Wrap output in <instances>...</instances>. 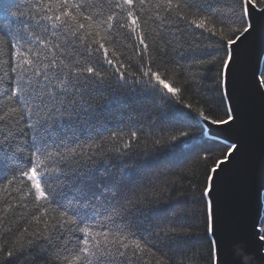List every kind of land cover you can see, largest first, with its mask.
<instances>
[{
	"label": "snow or ice",
	"instance_id": "1",
	"mask_svg": "<svg viewBox=\"0 0 264 264\" xmlns=\"http://www.w3.org/2000/svg\"><path fill=\"white\" fill-rule=\"evenodd\" d=\"M170 28L196 40L187 45L185 83L214 73L211 83L202 85L207 91L198 107L185 102L175 73L160 67L159 59L175 47L166 38ZM201 37L214 52L201 50ZM246 95L264 101V0H24L23 5L0 0V155L28 153L27 165L15 168L0 190L9 196L15 191L25 208L29 198L37 209L41 202L63 206L51 226L63 245L62 264H151L145 257L156 258L153 245L136 238L128 225L118 228L123 238L84 226L97 209L115 222L152 203L148 193L121 192L116 185L124 177L109 171L111 164L101 169L89 163L103 148L91 132L104 112L121 99L154 108L158 116L180 106L187 110L184 120L201 134V121L229 132L243 126ZM194 136L181 128L169 134L167 144L155 139L153 147L172 148ZM131 139H137L136 132ZM243 150V142L235 139L222 158L202 157L212 159L200 189L205 234L211 237L207 264H255L254 250L264 251V178L234 192L231 217L224 208V174ZM4 203L5 213L13 209L7 198ZM33 219L40 217L33 214ZM158 227V238L191 234L171 221ZM23 235L0 249V258L12 259L25 254L26 246H36L35 238L25 244ZM155 264L168 261L156 258Z\"/></svg>",
	"mask_w": 264,
	"mask_h": 264
},
{
	"label": "trees",
	"instance_id": "2",
	"mask_svg": "<svg viewBox=\"0 0 264 264\" xmlns=\"http://www.w3.org/2000/svg\"><path fill=\"white\" fill-rule=\"evenodd\" d=\"M19 2L23 5L24 0ZM147 30L151 31V29ZM49 38L55 42V38ZM166 38L172 39L175 47L169 48L167 54L162 55L159 59L160 67L162 70L167 67L170 73H175L177 85L185 89V102L191 101L194 108L198 107L196 101L201 100L202 94L207 91L202 85L211 83L214 73L200 80L199 83L186 84L188 73L185 70L190 63L187 60L189 55L187 45L195 44V37L186 32L181 34L175 28H170L166 30ZM199 43L201 50L215 51L207 47L208 40L204 37L200 38ZM3 50L7 52V45L3 46ZM220 55L222 56L223 53ZM177 64L183 67L177 68ZM105 67L108 66L105 65ZM197 89L200 91L198 92ZM120 95L122 97L123 94L120 93ZM215 100L218 104L220 97L216 96ZM177 108L180 110L165 109L158 116L154 108L141 109L121 99L111 106L110 111L103 113L91 132L92 139L99 138L103 148L94 157V163H89L101 169L111 164L109 171L124 177L123 183L116 185L121 192L148 193V199L152 203L142 204L140 211H135L124 220L117 217L115 222L106 220L103 209H97L89 213L84 226H91L97 231L110 230L109 234L112 237L113 235L121 236L118 230L120 225H128L136 233V238L153 245L156 258L166 259L168 264H207L211 238L205 234L204 201L200 198V189L203 187L205 168L212 166V159L222 158L228 145L207 137L204 126L203 134L199 127L189 126V122L182 116V113L187 110L180 106ZM200 123L203 125L202 121ZM181 128L194 132L195 136L187 138L172 148L153 147L155 139L163 138V143L167 144L169 134L174 131L178 134ZM132 132L137 133V139H131ZM28 139L30 142V138ZM21 142L24 141L21 140ZM129 143L132 145L131 148H126L125 145ZM120 152H128L129 155L120 156ZM27 155V150L23 156L13 157L7 152L0 155V189L7 184V180L12 178L15 168H23L27 165ZM205 155L212 159L204 162L202 157ZM165 181L168 183H164ZM180 190L183 191V195H180ZM71 195L72 193L69 192L68 196L71 197ZM13 197H17L15 191L9 196L8 193L0 190V249L13 244L21 233L24 234L22 239L25 244L27 240L35 238L36 246H26L25 254L15 258H0V264H62L63 245L58 239L59 233L51 226L55 223L53 217L63 210V206L56 202L50 204L41 202L43 207L37 209L29 198L23 201L28 205L25 208L19 206L18 197L16 199ZM5 198L13 205V209L7 213L3 211L7 207L4 203ZM33 214L40 217L39 222L33 219ZM167 221H171L176 228L184 229L191 234L170 233L166 237L161 235L158 238L156 235L160 232L158 226ZM76 235L79 236V233ZM124 235H129L127 229ZM48 236L52 237L50 241L43 238ZM58 244L60 247H57ZM156 258L145 257V260L151 259V264H155Z\"/></svg>",
	"mask_w": 264,
	"mask_h": 264
},
{
	"label": "water",
	"instance_id": "3",
	"mask_svg": "<svg viewBox=\"0 0 264 264\" xmlns=\"http://www.w3.org/2000/svg\"><path fill=\"white\" fill-rule=\"evenodd\" d=\"M244 103L245 120L243 126L237 130L223 132L217 125L202 121L207 137L227 145L235 139H240L244 144L243 153L224 174V208L229 217L232 213L234 192L250 181H259L264 178V101L246 95ZM229 223L231 225V219ZM254 255L255 264H264V251L255 252L254 250Z\"/></svg>",
	"mask_w": 264,
	"mask_h": 264
}]
</instances>
